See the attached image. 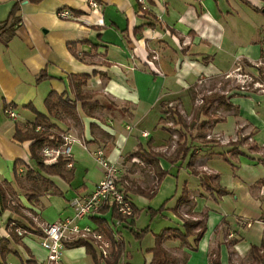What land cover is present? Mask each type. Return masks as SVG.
Instances as JSON below:
<instances>
[{"label": "crops", "instance_id": "1", "mask_svg": "<svg viewBox=\"0 0 264 264\" xmlns=\"http://www.w3.org/2000/svg\"><path fill=\"white\" fill-rule=\"evenodd\" d=\"M18 1L22 21L8 44L0 40V176L10 182V191L18 185L11 179L16 159H23L35 166L30 163L31 142H20L13 137L15 122L31 123L35 119V114L24 106L34 104L39 111L47 113L45 99L51 91L73 96L69 74H90L91 78L83 89L93 93L94 98L86 110L78 103L79 120L68 117L65 122L53 118L61 134L73 138L71 156L74 162L62 170L66 178L60 175L48 177L54 185L44 184L42 180L36 182L42 188L31 189L39 194L38 199L30 201L26 194L18 193L22 208L36 215L37 220L6 210L11 216L15 215L10 219L17 221L20 227L28 228V233H34L32 229L41 228L43 223L41 214L23 204L21 197L24 196L33 209L42 212L46 200L58 194L69 201L78 192L90 193L89 184L93 191L105 175L102 159L118 166V185L127 191L132 201L133 195L142 196L130 188L141 186L150 189L157 179L156 168L138 158L128 160L126 155L143 144L145 148L161 154L159 166L169 172L156 195L148 198L154 202L163 196L157 206L150 203L148 207L152 215L155 214L153 210L164 207L157 215H162L171 225H166L162 230L183 229L185 219L204 220L207 226L203 237L197 242L195 236H190L186 241L175 237L164 240V247L173 255L171 264H211L212 256L217 253L222 264H255L250 262V249L252 245L260 246L264 239V155L256 156L252 149L258 145L264 154L263 116L259 117L255 134L250 133L249 137H253L251 148L247 143L227 145L229 141L225 139L222 147L227 152L230 150L225 158L221 154L225 151L215 150L218 147H212V142L206 141L197 150L192 148L197 156L193 167L188 165V155L174 162L166 160L165 157H175L170 150L174 140L169 126L161 121L163 104L169 105L175 101L184 104L182 100L191 98L196 81L237 71L243 62L253 65L264 58V40L251 39L229 46L234 59L229 64L231 66L225 62L227 33L232 31L234 34L235 28L240 27L235 21L240 17L235 0H147L152 16L145 15L137 0H97L100 9L91 7L89 0H42L39 3L0 0V22L9 18ZM249 1L264 7V0ZM62 8L70 9L76 18H60L58 11ZM74 42H80L76 53L83 59L70 50L69 45ZM204 56H209L207 62L202 60ZM43 71L48 76L38 81ZM234 100L235 105H239L242 117L238 119L241 122H251L256 118L255 109L250 104L244 107L246 99L238 97ZM13 103L18 106L14 108L17 119H11L4 111L5 104L13 107ZM231 117L236 124L234 117ZM222 122L227 121L222 118L213 129L222 132L223 138H230L233 132L227 127H219ZM143 133H147V136ZM149 142L151 144L148 145ZM191 143L195 145L194 141ZM167 149L168 155L165 154ZM217 156L229 164L230 169L226 174L213 163ZM137 162L151 167L153 175L144 174L146 169L143 168V174L138 178L139 172L134 171L138 169L141 172ZM70 168H74L72 174L67 172ZM25 170L22 166L20 172L25 173ZM215 174L218 178L213 177V180L221 188L229 190V194L219 196L203 186L202 176ZM151 177L154 178L152 182L149 180ZM62 184L67 185L66 190ZM237 189L239 194L234 196ZM184 194L189 197V202H180ZM240 203L243 206L238 211ZM57 204L59 209L64 208L61 200H57ZM71 214L66 209L59 218L55 215L50 221H60L63 216ZM107 214L98 216L109 218ZM74 223L87 225L89 222L76 219ZM96 226L99 225L96 223ZM134 228H139L137 223ZM125 229L128 228H120L126 250L118 264H152L153 253L150 249L155 245V236L163 231L152 229L150 234L136 238L132 243L127 241ZM0 235L10 239L6 225L0 228ZM23 240L25 242V238ZM146 240L147 244L144 242ZM13 243L10 242L8 247L18 248L22 256L20 264H25V260L54 264L48 260L43 248L31 245L32 253H26L20 245ZM13 255L9 253L3 257L1 254L0 264H13ZM16 261L14 264H18ZM60 264L95 263L87 254L86 247L80 246L67 247Z\"/></svg>", "mask_w": 264, "mask_h": 264}, {"label": "trees", "instance_id": "2", "mask_svg": "<svg viewBox=\"0 0 264 264\" xmlns=\"http://www.w3.org/2000/svg\"><path fill=\"white\" fill-rule=\"evenodd\" d=\"M33 3H39L42 0H30ZM247 4H253L249 0H242ZM257 12H262V8L258 6H252ZM146 16H152L153 14L149 10H144ZM22 21V14H21V5L20 2H16L13 10L8 19L3 22H0V40L8 44V42L15 36L16 30L18 25ZM136 30H139L137 28ZM80 42H74L69 45L70 50L72 53L80 58L83 59L78 53H76V48ZM93 47L94 44H92ZM264 55V50H262V56ZM209 56H204L202 60L207 62ZM250 65V64H249ZM96 75L97 72H94ZM47 73L45 71L41 72L38 76V81H41L47 77ZM91 78L90 74H69L68 80L71 86V89L74 93L73 96H70L67 93H58L56 91H51L45 99V105L47 108V113L39 111L34 104H28L24 106L25 108L29 109L31 112L35 114V119L30 123L25 122H15V131H14V139L20 142L30 141V159L34 161L35 166L27 163L23 159H16L14 163V181L18 185H22L24 180L30 182H37L42 180L44 184L54 185L53 181L48 178L50 176L60 175L66 178V175L62 172L63 169L69 164L73 163L74 159L72 156H60L57 162L52 164H47L45 162V157L42 153L43 149L48 146L51 148H58L65 143L64 137L61 135L59 131L58 125L53 121L55 120H64L65 117H71L76 120H79L78 116V103L81 104L82 107L86 110L90 105L92 98V94L83 91V86L86 85L88 80ZM220 99L221 102L217 104V107H224L227 110H231L233 108L238 109V106L233 104L232 102L228 101L224 95L211 93L208 96L203 97V104L198 107L193 115L192 119L193 122H196L198 119V114L205 116L206 121H211V113L210 107L214 105L215 102ZM13 108H17L16 104H12ZM10 104H5L4 111L9 108ZM162 118H166V114H170L173 116L176 125H180L181 128L179 131L180 139L178 141V151L174 158H169L170 161L174 162L175 160L179 159L180 157L185 158L189 153H191L189 166L193 167L194 161L196 160L197 156L195 155L194 150L192 151V144L189 138L186 135L185 129H190L193 123L189 124L186 122L183 115L180 113L176 106H169L168 104H163L162 107ZM219 109V108H218ZM222 119L217 118L216 122H221ZM169 122V121H168ZM197 123V122H196ZM38 125L44 126V130L37 131L36 127ZM168 129V128H167ZM201 134H198V136ZM194 137V136H193ZM243 137L237 139L235 141H229L227 145H241L243 143ZM210 141V140H209ZM212 142V141H210ZM151 144L150 142L148 145ZM227 152H221L225 158H227ZM240 153V151H238ZM161 154L157 152L147 149L144 147L143 144H139L138 148L135 151L129 152L126 155L128 160H132L134 158L140 159L143 163L154 165L157 171V179L156 182L151 186L150 189L143 188L141 186H136L134 188H130L132 192L135 194H139L145 196L147 198H153L157 190L163 180V178L169 173L167 170L162 169L159 166L158 160ZM22 166L25 167V173H21L20 169ZM74 168H70L67 170L69 174H72ZM196 174L198 171L194 170ZM214 178H218V175H203L202 176V184L210 192L216 193V195L223 196L229 194L230 191L221 188L214 180ZM9 187L10 182L8 180H0V213L2 214L6 210H11L19 215H24L22 212V206L19 203H12L9 199ZM187 194V193H186ZM184 194V197L181 198L180 202H189V197ZM28 200L34 201V199H38L39 194L30 192L29 195H26ZM133 203V201H132ZM134 212L130 218H126L122 216L118 210L113 206V209L110 211L109 206L105 205L101 208V212L104 214L110 213L112 220L122 219L125 223L124 226L127 227L130 232L137 238H143L150 232V226H146L142 229L134 228L136 219L139 217L142 209L137 207L135 203H133ZM164 207L162 206L159 210L154 211L155 213L161 212ZM94 221L99 225L98 229L104 234V236L111 241V249L108 256H102L98 253V249L96 245L89 239L79 238L74 241H70L66 243L67 247H80L85 246L87 250V254H89L95 264H102V262H106L107 264H118L121 256L125 253L126 250V242L122 235L121 231L116 232L110 224V219L106 218L105 216H94ZM183 229L180 228H167L162 233L157 234L155 236V245L153 248L150 249V252L153 253L152 264H171V260L173 255L164 247L163 242L167 238H179L183 241H186L190 236H195V241H199L204 233L206 232L207 226L204 220H191L185 219L184 220ZM15 222V220L9 219L6 226L10 232V239L8 238H1L0 239V250L3 257L7 253L13 251V249L9 248L8 245L10 242L14 243H21L22 244V237L15 231V227L11 226V223ZM198 229V230H197ZM197 230V231H196ZM38 235H43L44 231L41 228L32 229ZM118 235V237H116ZM23 245V244H22ZM250 256L255 261L256 264H264V239L260 246L252 245L250 249ZM25 264H38L35 260H25ZM211 264H222L220 255L214 254L211 259Z\"/></svg>", "mask_w": 264, "mask_h": 264}, {"label": "rangeland", "instance_id": "3", "mask_svg": "<svg viewBox=\"0 0 264 264\" xmlns=\"http://www.w3.org/2000/svg\"><path fill=\"white\" fill-rule=\"evenodd\" d=\"M235 7L238 8L239 12H240V17H238V21L240 27L239 28H235L234 30V34L232 31H230L229 33H227V38L228 40L225 42L224 45V54H225V59H226V63H228V65L232 62V53L233 51H231L229 49V46L234 45L236 43H246L248 41H250L251 39H263L264 40V26H262L263 21H264V13H258L255 12L254 7H252L254 4H247L245 2H241L240 0H235ZM255 6V5H254ZM262 23V24H261ZM231 66V65H229ZM228 66V67H229ZM240 68L237 71H232L229 72L228 74H220V75H216V76H211V77H206V78H202L201 82H195L193 83V87H192V94H191V98H186L182 100L181 104L179 101H175L173 102L172 106H176L178 108V110L180 111V113L183 115V117L185 118L186 122L191 124L193 123L194 126H192L190 129L186 130V135L189 138L190 142L194 141L195 145L193 143L192 146L194 148V150L198 149V147L200 146H204V144H206V141H212V147H218L215 150H222V151H227V149H223L222 146V142L225 141V139H228V141H235L237 139H240L242 137L247 138V136H251V134H255L256 130H257V124L259 122V117L263 116L264 118V58L258 60L255 64H251L247 65L246 63H241ZM84 92H88L85 91L83 89ZM90 93V92H88ZM211 93H217V94H221L224 95L225 98L236 104V100H234V98H238V97H242L244 99H246V104H244V107H250L255 109V114H256V118L254 117V120L252 119V121H247L245 120L244 122H241L238 118H240V109H231V110H227L224 107H217V104H219L221 102L220 99H218L214 105H211L210 107V113H211V121H206L207 118L209 117H205L201 114H198L200 116H198L197 119V123L193 122V115L195 114V111L198 110L197 108L200 107L203 104V97L204 96H208ZM92 94V98L90 99L91 103L93 101L94 98V94ZM235 101V102H234ZM241 102H243V99H241ZM239 108V105H237ZM219 108V109H218ZM163 114V113H162ZM161 114V116H162ZM166 118L163 119L162 124L164 125H168L169 129L171 130V134H172V140L173 143L171 142L170 144V150L173 151L172 156L175 154H177L178 151V141L180 139V133L182 131H179L181 126L180 125H176L175 124V120L173 119V116H171L170 114H166L165 115ZM233 116L234 119L236 120V124L234 123L233 118L231 117ZM242 117V116H241ZM217 118H224L226 119L227 122H222L220 123L219 127H227L228 130L231 131L232 136L230 138H223V133L220 131H214V127L215 125H217L218 122H216ZM65 122L68 121V117H65L64 120ZM169 121V122H168ZM219 124V123H218ZM232 127V129H231ZM248 129V130H247ZM237 130V131H236ZM162 132V131H160ZM164 133V132H162ZM161 135H159L158 139L160 140ZM251 133V134H250ZM198 134H201V136H203V138L201 139V136H198ZM227 135H229L227 133ZM194 136V137H193ZM199 137V139H198ZM227 137V136H225ZM252 138L253 137H249L246 140L243 141L244 144H250V148L252 145ZM244 139V138H243ZM227 141V142H228ZM254 144V143H253ZM249 148V149H250ZM256 149H252L253 150V154H255L256 156H263V151L262 149L257 145L255 147ZM169 153V149H167V152L165 151V154L168 155ZM29 156V155H28ZM191 153L188 154V157L190 159ZM166 160H168L169 162H172L169 160V158L165 157ZM33 161V160H32ZM32 161H30V163H33ZM113 163V162H112ZM213 163L222 171L225 172V174L227 173V170L230 169L229 164L227 163V161H225L223 158L217 156L215 157V159L213 160ZM138 166H140L139 168L141 169V172L138 171V169H134V171L139 172L138 178H140V176H142L143 172L142 169H146V171L144 172V174H148V175H153L152 171L153 169L149 166H145L142 163H136ZM137 166V167H138ZM131 168H134L131 167ZM130 168L131 171H133ZM228 168V169H226ZM92 169H94V166H92ZM150 173V174H149ZM11 175L12 178L14 179V165L12 167L11 170ZM226 176L224 178V181H226ZM6 178H3L0 176V180L3 181ZM154 178H150L149 180L152 182ZM214 179V178H213ZM7 180V179H6ZM182 180H184V178L182 177ZM41 182V181H39ZM44 185V184H43ZM61 186V184H60ZM87 186V184H86ZM151 186V185H149ZM16 188V189H15ZM15 188H13V191L9 190V199L12 201V203H20L18 202V193H23L26 195H29L30 192H33V190L31 188L34 189H41L42 185L40 184H36L35 183H31L30 181L27 182V180H24L22 185H16ZM62 188L64 190H66L67 185L62 184ZM92 186L89 184L88 189L89 191H92ZM38 191V190H37ZM21 194V195H23ZM239 194V190L237 189V192H235V195ZM59 196H55L50 198L49 200H46V207L45 209L41 212L40 209H33L27 199L22 196L21 200L23 202V204H25L27 207H29V209L33 210L34 212L40 213V218H41V222L43 223H55L58 222L59 220L56 221H50L51 218H53L55 215L59 218L60 215L62 213H64V211L66 209L70 210L72 212L71 215L68 216H61V219H67V218H73L74 217V210L73 208L69 205V201L66 200L64 198L63 195L58 194ZM163 196H160V198H157L154 202H150V199L143 197V196H136L133 195L132 199L134 201V203L136 204L137 207L141 208L142 211L139 215V217L136 219V223L137 226L139 228L137 229H142L146 226H150V232L148 234L151 233L152 229H158L160 226V228L158 229L159 231H163L162 229H164L166 227V225H171L169 221H167V219H165L162 215H157L158 213H155L154 215L151 214L150 210H149V206L150 203L153 204V206H157L160 202V199ZM57 200H61L64 204V208L59 209L58 204H57ZM36 203L34 202V205ZM243 206V204H239V209H241V207ZM22 212L23 214H25L27 217H30L28 212L26 210H24L22 208ZM8 211H4L2 214L0 213V222L1 225L4 227V225L7 224V222L9 221L10 218H15V215L13 214V216H11L10 213H8ZM110 214V213H109ZM107 214V216H109L110 219V223L113 225V221L111 218V215ZM36 216V215H35ZM190 218V217H189ZM60 219V220H61ZM87 220L89 223L87 225H90L92 227H95L96 222L94 221V219H92V217H86L81 219V221ZM17 223V221H15ZM18 224V223H17ZM20 224V222H19ZM0 225V226H1ZM79 226L83 227V226H87V225H83V224H78ZM237 227H239V223L236 222ZM184 226V225H183ZM122 228H124V226H121ZM116 229V232L120 231V228ZM22 228V227H21ZM39 228V227H38ZM26 231H30L28 228H22ZM114 229V228H113ZM35 233V232H34ZM34 233H26L23 237H22V244L21 243H13L15 245H20L22 247V251L24 252H30L31 251V245H35V246H39L41 248H43L46 252H47V256H48V251L42 246V236L41 235H36ZM125 233H126V238L127 241H132V243L135 242L136 237L132 235V232H130L128 229H125ZM161 233V232H159ZM1 235H0V239H1ZM25 238V242L24 239ZM148 240V239H147ZM144 241L145 243L147 242ZM128 243V242H127ZM147 244V243H146ZM17 247L13 248V251L10 252L12 254H14L11 257V262L14 264L15 260L18 264H20L21 259L19 255V251L16 249ZM24 248V250H23ZM67 248V247H66ZM65 248V249H66ZM65 252V250H64ZM9 253H7L5 255V257H7ZM64 254V253H63ZM22 257V256H21ZM251 257V256H250ZM252 258V257H251ZM0 259L1 258V250H0ZM252 261V263H255L254 260H250V262ZM256 264V263H255Z\"/></svg>", "mask_w": 264, "mask_h": 264}, {"label": "built area", "instance_id": "4", "mask_svg": "<svg viewBox=\"0 0 264 264\" xmlns=\"http://www.w3.org/2000/svg\"><path fill=\"white\" fill-rule=\"evenodd\" d=\"M141 5L142 10H148L147 0H137ZM89 5L93 8L100 9V4L97 0H89ZM58 16L64 19H75L76 15L70 9L62 8L58 11ZM201 82V80H200ZM170 103L169 106H172ZM11 119H17L18 115L16 110L9 106L5 111ZM37 131L44 130V126L38 125ZM65 143L58 148H51L46 146L42 153L45 157L47 164L57 162L60 156H71L73 138L71 135L61 134ZM147 136V133H143ZM68 165H71L69 163ZM102 165L105 169L104 177L97 183L93 191L90 193H76L70 200L69 205L74 210V217L60 220L55 223H41V228L44 231L42 235V246L48 251V260L54 264H60L62 261L63 253L67 242L74 241L79 238L91 240L99 250L102 256H108L111 249V241L107 239L104 234L98 229V226L92 227L79 226L74 223L76 219H83L86 217H93L103 214L101 208L105 205L109 206V210L113 209V206L118 212L126 217L130 218L133 215L134 207L131 198L128 196L127 191L120 188L118 185V177L120 170L115 163L109 162L107 159H102ZM29 216L37 220L30 211H27ZM122 219L113 220L112 228L116 231L121 226H124ZM1 225V222H0ZM11 226L15 227V231L24 236L28 231L22 229L16 222H12ZM0 228L3 229L1 225ZM9 235V234H8ZM118 237V235H116Z\"/></svg>", "mask_w": 264, "mask_h": 264}, {"label": "water", "instance_id": "5", "mask_svg": "<svg viewBox=\"0 0 264 264\" xmlns=\"http://www.w3.org/2000/svg\"><path fill=\"white\" fill-rule=\"evenodd\" d=\"M262 12L264 13V7L262 8Z\"/></svg>", "mask_w": 264, "mask_h": 264}]
</instances>
